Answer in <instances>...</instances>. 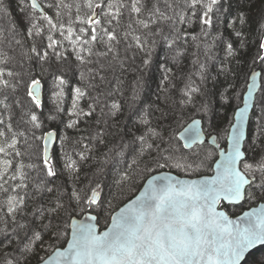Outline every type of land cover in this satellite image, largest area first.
<instances>
[{
	"label": "trees",
	"instance_id": "1",
	"mask_svg": "<svg viewBox=\"0 0 264 264\" xmlns=\"http://www.w3.org/2000/svg\"><path fill=\"white\" fill-rule=\"evenodd\" d=\"M39 1L44 13L51 16L54 23H58L56 9L46 6L53 0ZM125 2L130 4V0ZM154 2L147 0L149 7ZM160 7L164 8L163 0ZM85 12L87 9H82L81 15ZM177 12L185 18L183 23L179 20L174 26L169 23H150L149 28H143L125 8L120 24L116 26L119 43L113 45V53L107 57H88L87 52L64 40L58 31L49 33L46 21L40 19L42 14L31 10L29 0H0V32L3 33L0 36V49L11 57L4 67L19 73L25 81L30 77L39 78L43 89L41 107L33 109L40 118V128L33 129L30 123H24L21 109L14 104L10 109L13 128L26 131V143L25 138H21L18 145L23 153L22 159L25 164L37 166L26 169L30 177L29 187L24 190L28 196L24 210L26 219L17 218L21 223H31L41 230L48 221L33 215L37 208L54 205L58 197L69 208L67 213L63 210L59 213L63 220L61 230L67 231V235H61L60 239L54 236L49 238L42 231L44 240L38 250L39 256L46 257L54 248L66 244L70 232L67 218L75 207V201L70 204L68 199L73 190L83 195L88 188L95 187V183L101 185L104 209L93 207L82 210V206L76 207L73 217L88 211L95 212L99 216V224L104 228L108 216L139 191L146 180L145 176L162 170L182 176L208 175L213 172L218 150L208 143L185 149L178 133L191 119L201 117L205 131L209 135L216 133L221 145H226L229 127L236 109L242 104L249 75L261 67L258 57L264 55V51L259 48L264 42V0H219L210 13L211 27L201 25L200 10L196 11L195 16L187 8L177 9ZM167 14L174 13L169 11ZM30 16L35 17L34 22L44 29L42 35L34 39L29 38L26 31L30 26ZM147 17L145 11L140 18ZM125 33H129L127 38ZM49 34L61 42L56 49L61 53V58L46 48L45 37ZM134 36L146 42L144 48L136 46ZM14 38L21 43L15 44ZM33 44L38 50L49 52L46 60L38 61L35 58L31 53ZM229 44L232 45L231 53ZM91 47L94 53L105 50L103 44H93ZM78 54L84 56L86 61L91 60V63L82 64L76 59ZM146 59L150 61L147 65L144 64ZM200 65L204 66L203 69ZM57 77L64 79L65 84L58 87ZM189 84L200 89L190 94V98L185 95ZM76 88L85 93L78 100L77 109L84 113L91 110L90 116L71 114L75 111L73 100ZM15 98L30 100L23 88L15 96H10L8 103ZM113 104L119 107L113 108ZM0 112H3L2 107ZM216 117H220L218 125L213 122ZM27 119L24 117V120ZM73 120L76 124L69 127ZM143 120L149 121L150 126L163 135L166 142L175 134L176 139L172 144L177 160L181 155L191 159L192 154L196 153L204 163L200 165L197 160L200 166L194 165L193 170L186 171L175 167L173 161V166H153L147 173L142 171L141 164L134 173L135 179L123 185L121 191L117 182L124 170L132 171L127 166L137 158L140 150L138 138L147 134L148 125L143 124ZM52 130L58 132V142L50 159L57 174L47 177L43 169V137ZM121 146H126L123 148V157L110 159L121 150ZM259 147L264 145L258 144ZM81 153L87 159L82 160ZM105 160L110 162L104 164L101 171V164ZM150 160L149 157L145 162ZM71 161H75V164L69 169L66 164ZM41 180L43 184L39 183ZM49 188L51 191H47ZM259 201L262 200L245 202L239 207L229 206V213L235 215ZM0 239L3 237L0 236ZM15 244V239L11 245L5 241L0 245V255L5 252L18 255L12 251ZM252 259L264 260V247L253 251ZM31 264H36V261L33 259Z\"/></svg>",
	"mask_w": 264,
	"mask_h": 264
},
{
	"label": "snow or ice",
	"instance_id": "2",
	"mask_svg": "<svg viewBox=\"0 0 264 264\" xmlns=\"http://www.w3.org/2000/svg\"><path fill=\"white\" fill-rule=\"evenodd\" d=\"M160 2L161 0H155L149 7L147 0H130V4L125 0H53L46 6L56 9L58 23H54L52 17L44 13L38 0H29L31 10L42 14L40 19L46 21L49 33L58 31L64 40L73 46H80L82 52H87L88 57H107L113 53V45L119 43L116 26L120 24L125 8L143 28H149L150 23H169L170 26H174L177 20L183 23L185 18L177 12V9L183 8L189 9L193 16L200 10L201 25L211 27L210 13L219 0H182V3L181 0H163V9ZM84 8L87 12L81 15ZM145 11L148 17L141 19ZM169 11L174 14L168 15ZM35 19L29 17L30 26L26 30L27 36L33 39L41 36L44 31L34 22ZM128 27L131 28L132 25L129 24ZM2 35L0 32V36ZM128 35L129 33H125V38ZM45 39L46 48L53 50L56 57L61 58V53L56 51L61 42L51 34ZM133 39L137 47H145L146 42H142L139 36H134ZM14 42L17 45L21 43L15 38ZM93 44H103L105 50L94 53L91 47ZM171 46L169 43V47ZM259 48L264 51V43H261ZM231 49L232 45L229 44V53ZM31 53L38 61H44L49 56L47 50H38L35 44L31 47ZM76 59L82 64L91 63V60L86 61L84 56L79 54ZM258 59L264 62V55H260ZM10 60L7 52L0 49V107L3 108V112H0V225H3L0 227V236L3 237L0 239V245L5 241L11 245L15 239L16 244L12 251L18 255L5 252L0 255V264H31L33 259L36 264H264V260L252 259V250L258 245L264 246V204L243 212V215L236 219H232L227 211L228 206L264 200V147L258 148V144L264 145V117L261 118L255 136L249 130L246 139L245 132L249 100L257 73L252 74L253 83L248 85L244 107L234 114L236 122L232 125L228 150L222 153V159L216 163L214 176L202 180H180L170 175H152L150 179L145 176L147 183L143 186V191L124 203L118 211L110 214L103 230L98 228L97 216H88L86 221L73 218L76 207L82 206V210L93 207L104 209L101 185L95 183V187L88 188L83 195L73 190L68 199L70 204L75 201V207L67 218L71 239L63 250L54 248L52 253L43 257L38 255L44 240L42 231L46 232L49 238L54 236L60 239L61 235H67V231L61 230L60 224L63 220L59 213L61 210L67 213L69 208L59 197L54 205L37 208L33 215L48 221L42 225L41 230H37L31 223H21L17 218L20 216L26 219L24 210L28 196L24 190L29 187L30 179L26 169L37 166L25 164L22 159L23 153L18 145L21 138H25L26 143V131L13 128L10 109L14 104L21 109V120L24 123H30L33 129L40 128V118L33 109L41 107V80L30 77L25 81L19 73L4 67ZM149 62L146 59L144 64ZM200 67L203 69L204 66ZM201 78L203 79V76ZM56 79L58 87L65 84L64 79ZM21 88L30 100L15 98L8 103L9 97L15 96ZM199 91V88L189 84L185 95L190 98V94ZM74 92L75 111L71 114L90 116L91 110L84 113L77 109V102L85 93L80 88H76ZM259 101L264 102V95ZM112 107L119 106L113 104ZM24 117L28 119L24 120ZM142 123L148 125L147 134L138 138L140 150L137 158L127 166L132 168V171L124 170L117 182L121 191L123 185L135 179L134 173L141 164L142 171L147 173L153 166H173V161L175 167L186 171L193 170L194 165L199 167L204 163L196 153L192 154L191 159L181 155L177 160L172 144L176 139L175 134L173 133L166 142L164 136L150 126L149 121L143 120ZM195 123L180 133V138L185 141L184 148L202 143L200 132L194 128ZM75 124L76 121L73 120L68 126ZM54 135V132H47L43 137V169L47 177L57 174L46 147ZM149 140L152 142L149 143ZM27 147L31 148V145ZM124 147L126 146H121V150L115 152L110 159L123 157ZM80 157L82 160L87 159L83 153ZM149 157L151 160L146 163ZM197 160L200 165H197ZM109 162L110 160H105L101 164V171L104 164ZM74 164L75 161H71L66 167L72 169ZM39 183L44 182L41 180Z\"/></svg>",
	"mask_w": 264,
	"mask_h": 264
},
{
	"label": "water",
	"instance_id": "3",
	"mask_svg": "<svg viewBox=\"0 0 264 264\" xmlns=\"http://www.w3.org/2000/svg\"><path fill=\"white\" fill-rule=\"evenodd\" d=\"M38 3H40V1L38 0ZM41 7L43 8L42 4L40 3ZM43 11L45 12L44 8H43ZM264 43V42H263ZM257 73L258 75L256 76V79H255V87L253 88L252 90V96L249 100V109H248V112H247V120L245 121V132H246V139H247V133L248 131L250 130V124H251V121H252V117H253V114H254V111H255V108H256V104H257V98L260 94V91L263 87V69L262 68H258V69H255L253 70L250 75H249V79H248V84H247V88L244 92V95H243V100H242V104L236 109L235 113L239 110V108H242L244 107V97L247 95V92H248V85L252 84L253 83V80H252V74L253 73ZM40 97H41V102L43 100V89H42V84H41V91H40ZM193 122H196L195 125H194V128L197 129L199 132H200V136H201V141L202 143H197V144H194L191 148H185V149H192L194 147H196L197 145H203L205 143H208L209 145L215 147L217 150H218V157L217 159L215 160L214 162V165H213V172L211 174H208V175H200V176H182V175H178L172 171H168V170H162V171H159V172H155L153 174H151L150 176H148V178L150 179L152 175H170V176H173L177 179H180V180H202V179H205V178H210L212 176L215 175V166H216V163L219 162L221 159H222V153L226 152L228 150V144H229V136H230V133L232 131V125L236 122L235 121V115H234V119H233V123L230 127V130H229V133H228V136H227V142H226V145L225 146H222L220 141H219V138H218V135L216 133H213V134H208L206 131H205V128H204V121L201 117H195L193 119H191L185 126L182 127V129L179 131L178 133V136H179V139L181 140L182 144L184 145L185 141L180 138V133H182L184 131V129L188 128L190 125H193ZM48 132H54L55 135L47 142V150H48V155H49V159H51L52 157V154H53V150H54V147L55 145L57 144L58 142V132L56 130H52V131H48ZM44 148H45V142H44ZM242 151L244 150V148L242 147L241 149ZM147 183V181L145 180L142 187L139 189V191L131 198V199H134L135 196L139 195V193L141 191H143V186ZM130 200V199H129ZM128 200V201H129ZM127 201V202H128ZM126 203V202H125ZM260 204H264V200L260 201L258 204L256 205H253L251 206L250 208L248 209H245L243 212L245 211H250L252 208H259ZM124 205V204H123ZM122 205V206H123ZM121 206V207H122ZM119 208L116 210L118 211ZM228 211V210H227ZM243 212L240 213L239 215L237 216H233L231 215L230 213V216L232 219H236L238 216H241L243 215ZM88 216H97L98 217V228L100 230H103V228L101 227V225L99 224V216L97 213L95 212H85L83 213L81 216H74L73 218L76 219V220H84L86 221L87 217ZM93 223H97V221H93ZM71 239V233L69 232V238L67 240L70 241ZM67 242L64 246L62 247H57L59 248L60 250H63L64 248L67 247ZM261 247H264V246H257L253 251L261 248ZM53 252V251H52ZM51 252V253H52Z\"/></svg>",
	"mask_w": 264,
	"mask_h": 264
},
{
	"label": "rangeland",
	"instance_id": "4",
	"mask_svg": "<svg viewBox=\"0 0 264 264\" xmlns=\"http://www.w3.org/2000/svg\"><path fill=\"white\" fill-rule=\"evenodd\" d=\"M260 65H261L260 68H262L263 72H264V63L261 62ZM262 95H264V74H263V87H262V89L260 91V94H259V96L257 98V104H256V108H255L254 115H253L252 121H251V126H250V130L252 131L254 136L256 135V130H257L259 124L261 123V118L264 117V102H260L259 101V98ZM177 117H178V115H177ZM233 119H232V123H233ZM213 122H214L215 125H218L219 122H220V117H216L213 120ZM231 124H230V127H231ZM223 146H225V145H223Z\"/></svg>",
	"mask_w": 264,
	"mask_h": 264
},
{
	"label": "flooded vegetation",
	"instance_id": "5",
	"mask_svg": "<svg viewBox=\"0 0 264 264\" xmlns=\"http://www.w3.org/2000/svg\"><path fill=\"white\" fill-rule=\"evenodd\" d=\"M260 202V201H259ZM258 202V203H259ZM258 203H256V204H258ZM244 203H242V205H243ZM256 204H254V205H256ZM239 206H241V205H236V206H233V207H239ZM253 206V205H252ZM229 207V206H228ZM251 207V206H250ZM250 207H248V208H250ZM248 208H246V209H248ZM227 210H228V212H229V209L227 208ZM245 210V209H244ZM244 210H242L241 212H239V213H237V214H235V215H233V216H237V215H239L240 213H242ZM232 215V214H231Z\"/></svg>",
	"mask_w": 264,
	"mask_h": 264
}]
</instances>
